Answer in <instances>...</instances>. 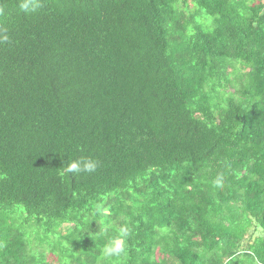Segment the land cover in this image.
Instances as JSON below:
<instances>
[{
  "label": "trees",
  "instance_id": "obj_1",
  "mask_svg": "<svg viewBox=\"0 0 264 264\" xmlns=\"http://www.w3.org/2000/svg\"><path fill=\"white\" fill-rule=\"evenodd\" d=\"M21 2L0 0V264H264V0Z\"/></svg>",
  "mask_w": 264,
  "mask_h": 264
},
{
  "label": "clouds",
  "instance_id": "obj_2",
  "mask_svg": "<svg viewBox=\"0 0 264 264\" xmlns=\"http://www.w3.org/2000/svg\"><path fill=\"white\" fill-rule=\"evenodd\" d=\"M35 0H22L19 4L21 12L28 14L32 11ZM9 40L7 35L0 36V43ZM98 163L94 159L90 158H79L67 162L65 172L68 174H80V173H94L97 169ZM217 188L222 187V179L218 178L215 181ZM131 234V230L127 225H123L119 228L118 234L114 239L109 240L104 248L103 254L107 258H126L127 257V246L126 241Z\"/></svg>",
  "mask_w": 264,
  "mask_h": 264
}]
</instances>
